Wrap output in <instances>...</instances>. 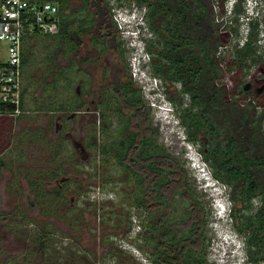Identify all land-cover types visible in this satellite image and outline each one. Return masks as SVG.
<instances>
[{"label": "rangeland", "instance_id": "obj_1", "mask_svg": "<svg viewBox=\"0 0 264 264\" xmlns=\"http://www.w3.org/2000/svg\"><path fill=\"white\" fill-rule=\"evenodd\" d=\"M77 1L82 2V0ZM107 2L114 25L118 30L119 39L122 41L123 57L132 78L129 88L137 96H140L142 104L149 107L153 142L159 149L162 145L184 164L188 172L189 185L206 212L208 222L204 229V235L205 243L208 246V262L210 264H228L226 259L229 262L236 259V262L239 261L238 264H240V256H244L248 260L247 249L243 248L236 251H239L236 257L231 258L225 255L228 258L224 257L222 259L219 256H224V253L217 244H220L221 239L219 237H223L224 233L227 232L226 230H231L230 233L228 232L230 236H232V233H236L240 237V241H243L244 244L246 242L238 234L233 224L234 219H230V216H228V219L231 223L227 222V217L219 222L221 221L218 219L220 213H217L216 206L212 204L215 192L212 188H207L202 184H207L208 181L210 183L215 182L218 189L224 190L227 194L232 193V189L229 185L222 184L211 175V170H209L208 165L198 152V148H202V142L198 141L191 144L183 138L186 136V130H184L179 118L174 113V106L170 100H173L172 102L175 105L178 104L179 111H185V120L189 119L188 116L190 115L188 114L197 106H191L188 94L178 93L180 89L178 82H168L167 84L162 82V85L166 86L164 88L166 95L151 93L154 92L152 88L155 87L164 91L162 85L160 87L159 81L149 77V73L152 72V61L156 66L157 63H160L158 49L161 47V42L158 40V30L166 33L170 25V19L164 14L154 16L152 27H155L156 30H149L141 21V14L135 12L139 7L136 0H107ZM214 2V11L218 17L216 21H222V25L219 27L222 34L220 37L222 41L227 42L226 45L222 44L220 46V56L225 60L227 59V61L232 60L234 56L231 54L232 49L241 45L247 36V19L244 15H240L235 20L236 15L233 12L230 13V10L227 9L230 5L228 0L223 3L224 12L222 14L219 13L216 0ZM256 3L259 4L257 6L258 18L261 22L260 33L256 35L257 44L259 53L264 55V0H256ZM252 5L253 3L250 4L249 1H241L242 10L247 9V7L251 10ZM141 8H144V6ZM72 14L79 22H93L90 21L91 13L84 4H81ZM72 14H70L71 21L75 23ZM126 17L130 18L129 21L138 20L137 26L140 27V32L142 30L144 32L142 40L138 37L141 41L136 42L127 31V26L135 28L136 23L129 24V22L127 23L129 25H125L127 21L120 22ZM241 17L245 21H242ZM116 20L121 23V28ZM231 25H233L234 30H231ZM48 35L34 30L24 44V47H26L27 69L30 74L38 75L37 82L40 78L47 84L43 89L38 84L34 90L38 98L37 106L43 105L45 102H50L54 106L58 102L54 98L60 100L62 97L69 95L62 89L66 85L62 81V69L59 70L56 77L53 74H56V68L50 65L49 70H45L47 68L46 63L49 62L48 55L51 52L54 54L57 52V41ZM145 39L150 40L147 42V48L151 52L145 50ZM7 58L8 43L0 40V61H6ZM223 71L225 81L228 82L229 80L230 82L231 80L235 87L249 82L252 78L253 90L258 93L256 101L264 104V63L249 65L246 68L231 65L229 71L223 63ZM51 81L57 82L56 86L59 87L54 88L55 85ZM50 84L53 86H50ZM25 105L28 109L29 106ZM159 107H167L168 110ZM29 110L34 111L30 108ZM31 111L30 113H32ZM43 114L32 113L30 119L21 116L15 122L10 120L7 113H0V216L7 213L12 217L11 221H7L8 216L5 221L0 219V235L7 240L6 243L9 246L8 249H5L6 253L8 254L11 251L10 255L5 257L7 261L3 264H23L24 250L30 251V253L26 251L29 259L28 264H31V261L32 264H153L150 258V243L145 242L138 235V228L133 225V211L130 210L132 208L126 206L132 196L131 189L133 185L131 180H126L125 174L119 177L120 172L113 170L114 159L106 161L99 157L100 154H97L89 157L88 161L80 162L76 159L75 151L68 142H64L65 145H62L63 148L59 152L55 151L54 146H50L52 145V137L48 138V133H45L42 129L45 121L42 118ZM114 120H116V117ZM49 130L51 132V127ZM89 130L94 134L95 126H90ZM262 131L264 133V123ZM196 135L200 138V141L207 139V133L204 129L196 130ZM95 136L98 137V134L96 133ZM92 139L90 149L98 151L101 145L103 146L105 143L112 141L113 137L112 133L109 132L107 136L103 134L96 140L97 142L94 138ZM192 153L197 155L200 161L199 165L205 171L198 170L195 162L191 160L193 158ZM62 163L72 165L73 175L76 176V178L72 177L69 180L66 190L63 191L52 186L55 172L52 174L46 172L49 167L61 165ZM9 173L13 175L11 180H8ZM202 173L206 174L208 179L203 177ZM45 180L51 183L47 185L44 182L46 184L44 186L43 181ZM4 181L8 183L4 185ZM86 185L90 186L86 189ZM78 187L83 188L84 191H79L80 199L76 196L77 198L75 197L73 203H71L68 197L73 193H78ZM15 188L18 189V194H15ZM22 188L23 191L20 192ZM33 191L37 192L36 195L33 194L37 206L31 198ZM63 192H66L67 196ZM27 197L32 201L30 205L26 201ZM122 201H124V204ZM228 203L231 209V202L228 201ZM184 206V203L177 200L173 205L171 218L180 221L183 218ZM246 213H249V210ZM238 221L240 220L238 219ZM4 229H7L6 233L1 232ZM9 230L17 233L16 238L12 236ZM42 236L47 237L42 240ZM215 248L218 251H215ZM257 249L256 254L263 256L264 249ZM37 252H39L41 258L36 256ZM148 261L150 262L148 263Z\"/></svg>", "mask_w": 264, "mask_h": 264}, {"label": "trees", "instance_id": "obj_2", "mask_svg": "<svg viewBox=\"0 0 264 264\" xmlns=\"http://www.w3.org/2000/svg\"><path fill=\"white\" fill-rule=\"evenodd\" d=\"M38 1H52L58 5L59 32L48 35L58 40L65 21L67 0ZM136 1L138 8L144 6L143 19L147 29L156 30L152 27L154 16L164 14L170 19L166 33L158 30L160 63L157 67L152 61L150 75L159 81L160 86L162 82H178V93L188 94L191 106H197L185 120V111H179L178 104L170 100L174 113L186 130L185 140L192 144L202 142L198 152L211 175L232 189L228 194L232 206L230 216L246 242L249 260L254 264H264V255L256 254L257 248L264 249V104L256 101L258 93L253 90L252 78L235 87L231 80L225 81L223 71V63L228 71L231 65L246 68L264 63L256 37L260 33V19L247 17L246 9H241L242 0L234 3L231 12L236 15L235 20L240 15L247 17L248 30L245 41L232 49L234 56L227 61L220 56L219 48L227 42L220 37L222 21H216L214 0ZM82 2L90 10V21L95 22L122 51V41L107 0ZM216 2L222 14L225 0ZM31 34L24 38L22 65L26 60L24 44ZM148 41L145 39V50L151 52L147 48ZM2 65L4 61H0V67ZM162 88L161 94L166 95V86L162 85ZM138 96L132 91L129 103L124 102L123 105V111L132 117V134L127 132L129 116L121 115L120 120L125 123L122 134L105 143L99 157L106 161L114 159L113 170L120 172L119 177L125 174L126 180H131L132 196L126 206L132 208L133 217L140 223L138 235L150 243L153 264H210L204 235L208 222L206 212L189 185L184 164L162 145L159 149L154 144L149 107L145 104L141 107L137 103ZM54 99L58 100L56 105L45 102L48 105L41 106L56 109L62 108L67 101L73 102L69 95ZM13 110V104L0 99L1 114H9ZM199 129L206 131V140L200 141L196 135ZM115 151L116 155L113 154ZM177 200L185 204L180 221L171 218ZM247 210L249 213L245 214Z\"/></svg>", "mask_w": 264, "mask_h": 264}, {"label": "flooded vegetation", "instance_id": "obj_3", "mask_svg": "<svg viewBox=\"0 0 264 264\" xmlns=\"http://www.w3.org/2000/svg\"><path fill=\"white\" fill-rule=\"evenodd\" d=\"M67 2L62 33H60L59 40L55 39L58 43H56L57 52L55 54L51 52L50 55H48L49 62L46 63V66L48 68L47 70H49L50 65L53 68H56V74L53 73L55 77L59 70L62 69V81L66 84L62 89L67 95L69 94V98L73 99V102L69 103L67 101L63 104L62 108L56 109L54 107L47 108V106H41L42 104L37 106L38 98L37 93L34 90L37 88L36 86L38 84H40L41 89L47 84L44 80H40V78L38 82L36 81L38 75L36 76L33 73L30 74L27 69V61L25 60L21 72L19 112H10L7 114L11 121L16 122V119L21 116L30 119L32 113H44L42 118H44L45 121L43 125L44 128L42 129H44L45 133H48V138L52 137V145L50 146H54V150L59 152L65 143L68 142L75 151L76 159L83 162L88 161L87 159L92 155L100 154L102 145L100 146L99 144L100 147L98 151L90 149V142L93 140L92 138L96 141L103 134L107 136L110 132L112 133L113 140H116L117 137L122 134L125 123L120 120V116L122 115L124 117V115L127 114L125 110L123 111V105L124 102L129 103L128 100L132 98V91L129 88V83L132 82V78L124 60L123 52L117 49V46L114 45L115 42L113 43L114 40L105 36L98 26H96L95 22H86L83 24V22H79L74 18L75 15L72 14L73 11L79 8L83 3L77 0H67ZM86 9L90 11L87 7ZM70 14L73 15L72 17L75 23L71 21ZM58 32L59 29L57 33ZM53 84L55 85L54 88L59 87L56 86L57 82H53ZM51 85L52 84H50V86ZM140 99L139 96L137 98V103L142 107L143 104ZM131 103L132 102H130V104ZM25 104L34 111L29 110V108L27 109ZM30 111L32 113H30ZM127 116H129L127 132L131 135L134 125L132 117L128 114ZM115 117L116 120H114ZM90 126H95L94 134L90 132ZM50 127L51 132H49ZM96 133L98 134V137L95 136ZM113 154L116 155L117 151ZM54 166L46 169L48 174L55 172V175H53L52 186H55L61 191L66 190L69 180L72 177L76 178V176L73 175L72 165H69V163H62L61 165ZM8 176V180L13 178V175L10 173ZM6 181H4V185L8 183ZM44 182L47 185L51 183L50 181L45 180L43 181L44 186L46 185ZM88 186L90 185L85 186L86 189ZM14 190L15 194H18V189L15 188ZM77 190L78 193H73L74 195L72 194L68 197V200L71 203H73V199L76 196L80 199L79 191H84L81 187H78ZM22 191L23 188L20 189V192ZM63 193L67 196L66 192ZM33 194L36 195L37 192L33 191L31 197L35 206H37ZM26 201L28 205L32 203L29 197H27ZM74 205H76V203H74ZM6 218L7 221L12 220V217L7 213L0 216V219L3 221H5ZM4 231L1 232L6 233L7 229H4ZM9 231L12 233V236H15L16 238L17 233L11 230ZM46 237L42 236V240ZM6 242L7 240L0 235V264L7 261V258L5 257L9 256L11 253V251L8 254L6 253L5 249L9 248ZM27 248L29 249V247ZM13 250L15 249L13 248ZM26 251L27 250H24L26 255L23 254V256L28 259L27 253H30V251L28 250L27 253ZM38 254L39 252H37L36 256L41 258L40 254ZM24 258L22 263L28 264L29 259L26 260ZM2 260L4 261L2 262Z\"/></svg>", "mask_w": 264, "mask_h": 264}, {"label": "built area", "instance_id": "obj_4", "mask_svg": "<svg viewBox=\"0 0 264 264\" xmlns=\"http://www.w3.org/2000/svg\"><path fill=\"white\" fill-rule=\"evenodd\" d=\"M59 24V7L52 1L0 0V40L8 43V58L0 67V99L14 105L13 113H18L20 107L25 35L34 30L55 34ZM133 219L138 233L140 223L136 217Z\"/></svg>", "mask_w": 264, "mask_h": 264}, {"label": "clouds", "instance_id": "obj_5", "mask_svg": "<svg viewBox=\"0 0 264 264\" xmlns=\"http://www.w3.org/2000/svg\"><path fill=\"white\" fill-rule=\"evenodd\" d=\"M237 0H228V3L230 2V5H229V7L227 8V9H229L230 11V13H231V10H232V7H233V5H234V3L236 2ZM246 1H249L250 2V4L251 3H253V5H252V8H251V10L247 7V9H246V15H247V17H258V15H259V12H258V5L259 4H257L256 3V0H246ZM257 7V8H256ZM144 8H138V9H136V13L138 14H141L140 15V19H141V21L144 23V19H143V14H144ZM247 17H245V19H247L248 20V18ZM129 17H126L123 21L121 20H119L120 22H124V21H127V22H125V25L127 24V23H129V24H132V22H133V24L134 23H136V27L135 28H129V26H127V31H128V33H129V35H131L130 37L131 38H133L136 42L137 41H141L142 40V36H143V30L140 32V27L139 26H137V24H138V20H133V21H129ZM247 20H246V23H247ZM243 21H245V20H243ZM129 24H127V25H129ZM120 25H121V23H120ZM145 25V24H144ZM122 27V26H121ZM122 30V29H121ZM141 39H139V38ZM149 77H152L151 75H150V73H149ZM154 80H157L155 77H152ZM159 85H160V83H159ZM161 87V86H160ZM154 89V90H153ZM152 90L154 91V92H151V93H153L154 95L155 94H161V89L160 90H158V88L157 87H155V88H152ZM152 90H150V91H152ZM160 91V92H159ZM163 95V94H162ZM164 97V96H163ZM159 108H161V107H159ZM161 109H163V110H168V108L166 107V108H161ZM172 117V116H171ZM175 122V121H174ZM184 138V137H183ZM192 144V143H191ZM192 157L193 158H191V160L192 161H194L195 162V165H196V167H198V170H200L201 168L203 169L202 171H205L204 170V168L203 167H201L199 164H200V161L198 160V157H197V155H195L194 153H192ZM201 171V170H200ZM204 177H205V175H203ZM207 177V176H206ZM208 179V178H207ZM216 183L215 182H213V183H210L209 181H208V183L207 184H205V183H203L202 185H204L205 187H207V188H212L213 190H214V192H215V194H213V198H212V204L214 205V200L216 199V200H218L219 201V203H220V205H221V207H222V211L220 212V215L218 216L219 218V220H221V221H219V222H222L223 221V219L225 218V217H227V222H230V220L228 219L229 217L228 216H230V205H229V203H228V201H230V199H229V197H228V194L224 191V190H219L218 189V186L217 185H215ZM232 207V206H231ZM229 214V215H228ZM231 217V216H230ZM231 219V218H230ZM218 221V220H217ZM215 222V221H214ZM219 222H217V223H219ZM231 223V222H230ZM227 232H225L224 233V236L223 237H219L220 239H221V242H220V244H217V246H219L220 248H221V250H223V255L224 256H221V255H219L220 256V258H228L227 256H230L231 258H233V256L234 257H236L237 256V254L239 253V251L238 252H236L237 250H239V248H243V249H247L246 248V245L244 244V242L243 241H240L241 239H240V237L235 233H232V236H230L229 234H228V232L230 233L231 232V230H226ZM239 234V233H238ZM242 237V236H241ZM217 242H218V240H217ZM223 244H225V246H223ZM221 245V246H220ZM239 245H241V246H239ZM215 251H218L216 248H215ZM230 253V254H229ZM225 255H227V256H225ZM240 258H241V261H240V264H254V263H252L249 259L247 260V258L245 259L244 258V256L243 257H241L240 256ZM226 261L228 262V264H238L239 263V261H237L236 262V259H234V260H232V262H229L228 261V259H226ZM150 262V261H149ZM226 262V263H227Z\"/></svg>", "mask_w": 264, "mask_h": 264}, {"label": "bare ground", "instance_id": "obj_6", "mask_svg": "<svg viewBox=\"0 0 264 264\" xmlns=\"http://www.w3.org/2000/svg\"><path fill=\"white\" fill-rule=\"evenodd\" d=\"M134 46V45H133ZM149 80V79H148ZM148 84V83H147Z\"/></svg>", "mask_w": 264, "mask_h": 264}]
</instances>
